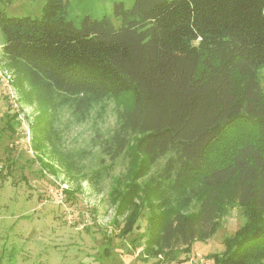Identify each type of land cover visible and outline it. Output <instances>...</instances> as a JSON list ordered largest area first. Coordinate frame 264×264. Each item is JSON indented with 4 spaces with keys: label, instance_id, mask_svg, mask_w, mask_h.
<instances>
[{
    "label": "trees",
    "instance_id": "obj_1",
    "mask_svg": "<svg viewBox=\"0 0 264 264\" xmlns=\"http://www.w3.org/2000/svg\"><path fill=\"white\" fill-rule=\"evenodd\" d=\"M68 5L46 0L38 17L0 9L4 57L46 107L78 123L106 99L127 102L101 144L113 160L134 158L113 188L120 235L140 227L145 203L143 254L182 263L238 206L245 222L210 256L264 264V0L119 1L113 16L80 25Z\"/></svg>",
    "mask_w": 264,
    "mask_h": 264
},
{
    "label": "rangeland",
    "instance_id": "obj_2",
    "mask_svg": "<svg viewBox=\"0 0 264 264\" xmlns=\"http://www.w3.org/2000/svg\"><path fill=\"white\" fill-rule=\"evenodd\" d=\"M45 1L0 0V9L38 17ZM66 1L69 18L80 25L87 14L113 16L115 2L131 7L135 0ZM3 44L0 28V264H154L151 253L143 254L147 204L140 227L122 237L125 216L117 214L112 198L115 180L128 176L133 154L113 160L101 145L118 127L127 102L106 99L82 123L66 107L51 111L25 74L7 62ZM259 75L264 86V67ZM54 129L56 147L49 136ZM244 222L242 209L231 207L212 238L195 242L182 263L172 264H217L210 255L221 253L225 238Z\"/></svg>",
    "mask_w": 264,
    "mask_h": 264
}]
</instances>
